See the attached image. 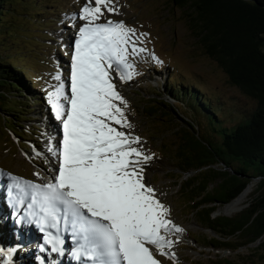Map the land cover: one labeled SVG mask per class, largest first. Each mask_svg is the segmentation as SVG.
Masks as SVG:
<instances>
[{"label":"snow or ice","instance_id":"6c2138e0","mask_svg":"<svg viewBox=\"0 0 264 264\" xmlns=\"http://www.w3.org/2000/svg\"><path fill=\"white\" fill-rule=\"evenodd\" d=\"M105 9L118 12L113 0H94V6L87 0L74 14L84 23L74 41L70 75L65 79L58 71L47 91L62 135L59 141L50 138L47 149L55 164L40 151L36 158L44 157L52 175L33 183L8 174L9 194L19 205L30 196L27 215L44 233L41 252L50 247L63 255L62 222L64 231L71 230V255L78 264H163L162 257L175 259L170 236L184 230L146 181L145 166L153 156L140 147V137L123 130L132 124L112 75L114 70L121 81L131 80L135 65L129 57L147 49L123 21L101 22Z\"/></svg>","mask_w":264,"mask_h":264},{"label":"trees","instance_id":"16d2710c","mask_svg":"<svg viewBox=\"0 0 264 264\" xmlns=\"http://www.w3.org/2000/svg\"><path fill=\"white\" fill-rule=\"evenodd\" d=\"M42 1L0 0V50L10 49L4 35H11L17 14L40 26L35 17ZM167 7L183 10L203 53L255 106L242 113L172 77L178 87L166 80L167 99L154 93L143 102L144 113L163 118L167 126H173L172 117L183 123L175 131L180 144L173 146V159L179 171L195 175L178 184L181 207L213 233L202 241L204 247L230 253L212 264H264V0H168ZM28 77L22 66L0 55V124L18 138L24 130L19 124L29 121L30 108L41 102ZM217 205H224L218 210L223 215L240 212L212 217ZM242 248L249 254H240Z\"/></svg>","mask_w":264,"mask_h":264},{"label":"rangeland","instance_id":"374dc122","mask_svg":"<svg viewBox=\"0 0 264 264\" xmlns=\"http://www.w3.org/2000/svg\"><path fill=\"white\" fill-rule=\"evenodd\" d=\"M86 2L87 0H44L39 5V10L42 11L35 17V21H41L40 26L28 24L23 16L17 14L11 35H4L7 36L10 49L0 50V55L24 68L29 76L28 81L35 85L33 92L41 100L30 108L29 121L19 124L24 128L19 138L5 128L3 121L0 124V168L7 176L11 174L33 183H42L52 175L44 157L36 158V151H40L48 155L55 164V158L47 152L49 145L45 142L49 144L50 138L60 140L57 132L61 130V125L50 110L46 99L47 91L50 85L56 83L52 76L58 71L65 79L70 75L74 41L78 36L79 27L84 23L74 14H78ZM113 4L118 12L108 13L105 9L101 22L108 19L123 21L128 27L134 28L139 39L143 41L138 43V46L147 49L137 56L129 57V62L135 65L131 80L121 81L118 74L114 70L112 72L118 91L127 101L126 115L132 124L131 129L123 130L140 137V147L153 156L145 166L146 181L156 189L157 198L170 208V218L173 222L184 230L170 236L175 241V250L172 251L175 253V259H161L163 264H212L228 257L230 253L204 247L202 241L206 237L214 236L213 233L197 225V220L190 214L188 207H181L184 198L178 197L181 192L178 184L185 183L195 175L194 171H179V164L173 159V146L180 144L175 131L183 123L177 117H172L174 123L171 127L167 126L161 117L150 119L144 113L147 107L143 102H146V98H155L154 93L167 99L163 95L166 92L165 82L168 79L172 81V77H175L198 87L207 96L215 95L220 100L228 101L242 113L252 109L255 103L231 87L224 72L203 53L188 29L182 9L168 8V0H113ZM38 11H33L32 14ZM140 33H146L147 36H139ZM153 55L158 58L159 63L153 59ZM172 84L178 87V83L175 85L172 81ZM45 120L50 124L54 123L55 127L51 125V129L44 125ZM50 130H55V136ZM180 135L188 136L185 132H180ZM254 186L255 183L252 185V191ZM212 187L213 185H210L208 189L211 190ZM250 195L240 211L247 207ZM217 206L219 207L212 217H232L240 212L223 215L218 213V210L224 205ZM223 210L224 208L220 211ZM9 217L8 215V219ZM8 223L11 225L9 220ZM3 227L5 229V224L3 225V220L0 219V240L3 239L0 243L4 244L7 241L4 240L6 231ZM24 245V241L16 243L12 256L6 258L7 260L0 257V264L51 263L50 256L42 258L37 255L35 247L32 246V249L29 245L23 249ZM2 249L7 252L9 247L5 245ZM239 252L245 255L248 253L243 248L239 249Z\"/></svg>","mask_w":264,"mask_h":264},{"label":"bare ground","instance_id":"6f19581e","mask_svg":"<svg viewBox=\"0 0 264 264\" xmlns=\"http://www.w3.org/2000/svg\"><path fill=\"white\" fill-rule=\"evenodd\" d=\"M43 124L44 125H48L49 127H51V129H52V126L51 125H53V128L55 127V125H54V123H52V124H50L47 120H45V121H43ZM50 132H53L54 133V136H55V130H50ZM58 133V132H57ZM53 137V136H52ZM51 141V140H50ZM10 180L9 179H5V178H3V177H0V219L1 220H3V225L5 224V229H4V227H3V229H4V231H6L5 233H4V235H5V239L4 240H6L7 242L6 243H0V248H3V246H5V245H7L8 247H9V249H8V251L7 252H4V255H0V257L3 259V258H10L11 256H12V254L14 253V251L16 250V243H20V241H24V238L22 237V232L19 230V229H17V228H15L14 226H13V216H11V214L9 213V210H8V208L9 207H7L5 204H4V202H3V194H2V192H3V187L5 186V184H8V182H9ZM35 183V182H34ZM8 215L10 216L9 217V219H8ZM5 216V217H4ZM10 221V223H11V225L8 223V220ZM11 231H13V232H11ZM174 234V233H173ZM172 234V235H173ZM29 235H30V242L29 243H26V241H24L25 243H26V245H24V247H23V249H25L27 246H29V245H32L31 244V242H32V240L35 238V235H32V233L31 232H29ZM2 238V237H1ZM22 239V240H21ZM170 239H172L171 237H170ZM1 240H3V239H1ZM0 240V241H1ZM19 241V242H18ZM177 243V242H176ZM22 247V246H21ZM17 248H19V247H17ZM175 249H174V247L170 250V251H174ZM9 251H11V256H9L8 255V252ZM36 251V250H35ZM37 252V251H36ZM3 256V257H2ZM41 257L43 258L44 257V255H41ZM67 258L68 257H66V256H63V255H60V256H56V257H53V255L51 254V256H50V260H49V262H52L53 260H55L56 262H57V264H64V263H66L68 260H67ZM7 260V259H6ZM6 262V261H5ZM7 264V263H6ZM29 264H30V262H29ZM51 264V263H50Z\"/></svg>","mask_w":264,"mask_h":264}]
</instances>
